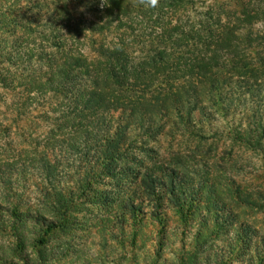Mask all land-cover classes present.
Segmentation results:
<instances>
[{
    "label": "rangeland",
    "instance_id": "obj_1",
    "mask_svg": "<svg viewBox=\"0 0 264 264\" xmlns=\"http://www.w3.org/2000/svg\"><path fill=\"white\" fill-rule=\"evenodd\" d=\"M30 2L0 0V10H28ZM246 48L229 53L249 66L237 67L234 93L206 118L111 113L112 133L120 119L128 124L122 144L131 148L114 180L98 169L89 189L93 155L45 149L51 128L34 125L37 113L0 131V264H264V42ZM44 158L58 165L67 207L46 195ZM145 176L165 182L156 199Z\"/></svg>",
    "mask_w": 264,
    "mask_h": 264
},
{
    "label": "trees",
    "instance_id": "obj_2",
    "mask_svg": "<svg viewBox=\"0 0 264 264\" xmlns=\"http://www.w3.org/2000/svg\"><path fill=\"white\" fill-rule=\"evenodd\" d=\"M32 1L28 10H0V131L18 125L26 112L27 122L37 113L42 120L34 125L46 121L51 128L45 149L93 155L85 176L93 180L83 181L84 189L94 185L98 169L114 180V167L131 148L122 144L128 124L120 119L112 133L111 113L143 109L154 116L173 112L181 122L195 113L206 118L234 93L235 77L242 78L237 67L249 66L229 53L264 42L257 28H264V0H160L149 10L132 0H105L104 7L101 0ZM43 165L52 186L46 195L67 207L57 163L44 158ZM145 178L156 199L165 182ZM171 187L174 193L177 186Z\"/></svg>",
    "mask_w": 264,
    "mask_h": 264
},
{
    "label": "clouds",
    "instance_id": "obj_3",
    "mask_svg": "<svg viewBox=\"0 0 264 264\" xmlns=\"http://www.w3.org/2000/svg\"><path fill=\"white\" fill-rule=\"evenodd\" d=\"M160 0H132L133 7H141L145 10L155 9L159 6ZM108 4V3H107ZM105 0H101L100 6L107 5Z\"/></svg>",
    "mask_w": 264,
    "mask_h": 264
}]
</instances>
